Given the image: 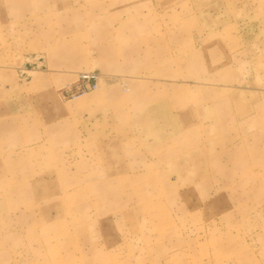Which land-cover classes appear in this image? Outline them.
<instances>
[{
    "label": "rangeland",
    "instance_id": "374dc122",
    "mask_svg": "<svg viewBox=\"0 0 264 264\" xmlns=\"http://www.w3.org/2000/svg\"><path fill=\"white\" fill-rule=\"evenodd\" d=\"M0 264H264V0H0Z\"/></svg>",
    "mask_w": 264,
    "mask_h": 264
},
{
    "label": "built area",
    "instance_id": "2783aa9c",
    "mask_svg": "<svg viewBox=\"0 0 264 264\" xmlns=\"http://www.w3.org/2000/svg\"><path fill=\"white\" fill-rule=\"evenodd\" d=\"M82 78L87 81L88 88L91 89L97 87V83H95L97 76L94 73H85L82 75Z\"/></svg>",
    "mask_w": 264,
    "mask_h": 264
}]
</instances>
